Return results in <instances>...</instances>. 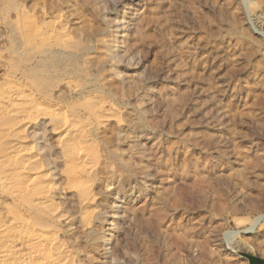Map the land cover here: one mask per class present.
<instances>
[{
  "label": "rangeland",
  "instance_id": "1",
  "mask_svg": "<svg viewBox=\"0 0 264 264\" xmlns=\"http://www.w3.org/2000/svg\"><path fill=\"white\" fill-rule=\"evenodd\" d=\"M235 250L264 258V0H0V264Z\"/></svg>",
  "mask_w": 264,
  "mask_h": 264
},
{
  "label": "water",
  "instance_id": "2",
  "mask_svg": "<svg viewBox=\"0 0 264 264\" xmlns=\"http://www.w3.org/2000/svg\"><path fill=\"white\" fill-rule=\"evenodd\" d=\"M234 252L240 255L241 257L247 259L249 261V264H264V258L254 253L244 252L241 250H235Z\"/></svg>",
  "mask_w": 264,
  "mask_h": 264
},
{
  "label": "bare ground",
  "instance_id": "3",
  "mask_svg": "<svg viewBox=\"0 0 264 264\" xmlns=\"http://www.w3.org/2000/svg\"><path fill=\"white\" fill-rule=\"evenodd\" d=\"M74 173V172H73ZM77 173H75V174H73V176L74 175H76ZM41 245H39V246H37L36 247V251L38 252V251H42V248L40 247ZM3 252V251H2ZM5 252V251H4ZM9 252V251H8ZM3 254V253H2ZM8 254V253H7ZM32 263L31 264H48V263H43V262H40V261H31ZM30 263V262H29Z\"/></svg>",
  "mask_w": 264,
  "mask_h": 264
}]
</instances>
